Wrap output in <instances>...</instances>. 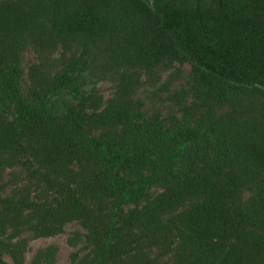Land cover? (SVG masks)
Returning a JSON list of instances; mask_svg holds the SVG:
<instances>
[{
    "label": "trees",
    "instance_id": "16d2710c",
    "mask_svg": "<svg viewBox=\"0 0 264 264\" xmlns=\"http://www.w3.org/2000/svg\"><path fill=\"white\" fill-rule=\"evenodd\" d=\"M161 1L0 0V171L38 190L0 195V246L77 220L70 264H264V0ZM36 44L62 56L24 83ZM185 63L179 114L143 110L141 73Z\"/></svg>",
    "mask_w": 264,
    "mask_h": 264
},
{
    "label": "rangeland",
    "instance_id": "374dc122",
    "mask_svg": "<svg viewBox=\"0 0 264 264\" xmlns=\"http://www.w3.org/2000/svg\"><path fill=\"white\" fill-rule=\"evenodd\" d=\"M181 0L174 2L170 0L169 5H183L188 7L187 3ZM168 0H162L165 5ZM182 2V3H181ZM180 7V6H178ZM29 46L22 52L21 65L25 82H27V72L33 63L41 60L56 62L62 56L61 47L47 48L36 44ZM65 54H68L66 52ZM178 66V65H177ZM179 72L173 67L157 68L154 74L141 73L140 83L135 90V97H138L143 103V110L147 113L159 111L161 115L168 112L178 115L175 102L168 97L172 92L184 86V81L190 66L185 63L181 66ZM96 87L103 100L112 96L115 89V81L110 76L101 77L96 82ZM25 188V189H24ZM23 189V190H22ZM30 192L31 198L38 194L37 186L28 181L23 170L19 165L13 163L5 166L0 171V195L6 196L13 192ZM246 195V193H245ZM85 231L77 220H70L61 226V230L47 236H34L29 230H20L18 233H11L7 229L3 234L5 243H10L11 250L0 246V264H32L39 256V264H70L73 253L82 255L89 249L83 235ZM14 243V245H13ZM48 250L41 255L40 251ZM166 259V257H163Z\"/></svg>",
    "mask_w": 264,
    "mask_h": 264
}]
</instances>
